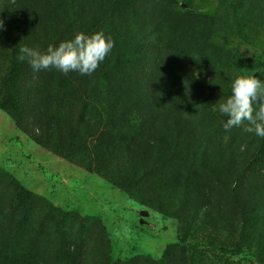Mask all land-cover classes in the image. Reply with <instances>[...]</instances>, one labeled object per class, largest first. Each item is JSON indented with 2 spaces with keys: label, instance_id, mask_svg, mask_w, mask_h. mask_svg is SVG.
<instances>
[{
  "label": "rangeland",
  "instance_id": "374dc122",
  "mask_svg": "<svg viewBox=\"0 0 264 264\" xmlns=\"http://www.w3.org/2000/svg\"><path fill=\"white\" fill-rule=\"evenodd\" d=\"M125 1L116 6V15L98 14L92 24L87 19L91 15L86 14L80 0H63L66 19L49 25L31 19V12L39 17L41 11L33 0L20 1L19 5L17 0H0V19L5 26L0 31V100H4L6 90L17 94L13 108H8V112L0 109V258L4 259L0 264H247L250 253L258 258L255 264H264V214L242 229L240 223L232 221L238 217L233 213V189H237L243 202L250 204L254 195L262 193L259 186L264 185V180L259 178L264 179V168L259 170L256 165L253 170L247 169L242 173L243 183L236 180L230 185L237 175L222 187L209 182L206 198L212 197L214 211L211 210L210 222L203 224L196 215L201 206L179 208L181 198L173 194L176 182L169 177L171 169L159 168L143 182L130 181L123 161V142L132 137L129 133L140 127V122L138 125L129 116L120 119L111 107L113 103L103 105L99 101L118 89L130 92L136 88L120 84L123 79L118 77L122 70L119 63H112L107 72L104 65L110 60L105 58L99 65L102 71L91 75L73 71L75 75H65L55 68L34 72L27 61L17 59L22 46L43 53L50 45L56 47L78 33L103 31L106 35L108 26L120 30L123 22L116 18L119 14L123 21L127 19V23L145 33V14L150 15V3ZM254 2L264 13L261 0H247L237 13L242 34L252 36L253 45L246 44V38L237 31H226L221 37L214 34L210 43L225 46L224 58L234 55L240 63L250 62V67L259 60L258 78L264 81V22L253 27L248 19ZM152 4L158 6L149 16L153 21L166 17L173 22L179 15L205 20L224 13L222 0H162ZM21 15L26 20L24 26L18 23ZM92 25L95 31L86 33ZM57 33V44H52ZM202 35H192L201 39L199 44L187 39L180 46V56L171 69L184 72L189 67L196 78L193 88L206 89L207 102L213 107L222 102L209 83L214 73L222 77L221 81L227 84L223 89L229 92L239 75L229 65V59L201 54L215 48ZM117 36L122 39L120 34ZM136 49L130 45L125 51ZM156 52L161 57L165 55L162 49ZM144 55L151 58L153 52L143 45L138 54L129 56L131 63L148 67L150 61ZM167 101L156 115H163V111L176 119L184 115L181 107ZM190 115L193 114L185 116ZM167 120L172 122L168 117ZM210 124L205 122L206 128ZM43 140L49 142L44 144ZM222 142L224 146H235L238 141L225 137ZM242 147L244 143L241 150ZM235 169L238 170L231 168ZM122 174L126 177L124 187ZM250 188L253 195L248 196ZM218 244L225 253L215 247ZM229 252L240 254L232 257Z\"/></svg>",
  "mask_w": 264,
  "mask_h": 264
},
{
  "label": "trees",
  "instance_id": "16d2710c",
  "mask_svg": "<svg viewBox=\"0 0 264 264\" xmlns=\"http://www.w3.org/2000/svg\"><path fill=\"white\" fill-rule=\"evenodd\" d=\"M20 1L27 3L29 0H17L18 5ZM33 1L41 11L39 17L34 15L37 13L31 12L33 15L31 19L34 17L40 23H48L49 25L60 23V18L66 19L64 17L63 0ZM93 1L80 0L83 3L86 14L91 15L87 19L92 21V24L97 21L98 14L108 17L114 13L117 5L120 6L121 2L122 4L126 3L125 0H121V2H117V0H96V3ZM147 1L150 3V15L145 14V19H147L146 22L148 23L145 33L139 31L135 24L127 23V19L123 21L124 17L121 14L116 17L123 22L121 29L116 30L114 27L108 26L106 32V36L112 37L115 47L106 57V61H110L106 66L104 65V68L109 72L111 71L110 65L112 66V63H116L115 65L119 63L122 70L118 77L123 79L120 84L136 85V88L130 92L124 90L122 92L121 89H118L113 95L105 96L106 98L101 94L103 97L99 101L103 102V105L106 102L109 105L113 103L111 107L120 119H126L129 116L134 117V122L138 125L140 122V127L134 128V132L129 133L132 137L123 142L126 150L123 161L128 170L127 175L131 177L130 181L134 182L139 179V182H143L144 179L156 173L159 168H166L168 171L171 169L172 172H169V177L172 182H176V192L174 191L173 194H179L178 197L181 198L179 208L201 206V209L197 210L196 215L199 218L201 217V220L203 219V224H206L210 222V216L213 215L211 210L214 211L212 208L214 205L211 200L212 197L206 198V194L209 193V182L214 185L217 183L219 187H222L223 184H228L232 176L237 175L230 185L236 180L243 183L241 181V179H244L242 173L247 169L253 170V166L256 165L259 166L257 168L259 170L264 168V138L246 133L243 130V125L225 130L223 128L225 118L218 111L219 104L211 107L207 102L206 89H203L202 86L201 88H193L192 84L195 83L196 78L189 67L185 71L183 70L184 72L172 71L171 67L175 66L174 61L177 55L180 56V46L187 39H192L199 44L201 39L192 37V35L200 36L201 34L203 36L202 34H205L206 38L203 39H208L210 43L214 34L220 36V34L225 35L226 31H237L240 36L246 38V44L253 45L254 38L242 34L237 16V13L247 3V0H222L224 13L205 20H194L195 18L193 17L179 15L176 19H173V22L166 19V17L163 21H153L149 16L154 13V7L158 8V6L155 5L153 7L152 2L156 1V4H158V1L162 0ZM171 1L169 0V3ZM261 2L262 8H264V0H261ZM235 3L239 4L238 7H236ZM97 4H99L98 7ZM252 6L248 19L253 27H258L264 22V13L263 10L258 8L257 3L254 2ZM19 9L23 10L25 8L19 6ZM114 15L116 14L114 13ZM199 17L202 18L203 16ZM25 21L21 15V20L18 23L20 26H24L23 23ZM173 26L176 28L175 31ZM191 26L193 31H190ZM227 26L228 29H226ZM88 27L86 33L95 31L94 25ZM111 29L114 30L110 31ZM211 30L213 31L212 35ZM118 34L122 37L121 40H119ZM57 35L58 33L53 36L52 44H57ZM130 45H135L138 49L132 52L125 51ZM143 45L149 47L153 52L151 58L146 55L143 56L144 59L150 61V65L143 68L135 67V64L131 63L132 58L129 56L138 54L139 48L143 47ZM210 45L215 47L213 51H202L201 54L209 57L212 55L213 58L218 56L219 59H229L228 63L232 69L237 71L236 75H255L257 78L259 77L261 72L259 60L254 61L250 67V62L242 61L240 63L237 61V57H232L234 55H227V58L222 57L225 55V46H217V44L212 43ZM157 49H162V54L164 50L165 55L161 57L156 54ZM139 61L141 64L142 61ZM237 64L238 66H236ZM99 69L102 71L101 67H98L96 71H99ZM73 73L75 75V72ZM221 78L214 73L209 83L214 88L213 90L217 91L215 94L217 93L216 95L221 99L220 101L223 102L230 95V92L227 89H223L227 84L222 82ZM98 79L99 77L96 76V80ZM98 81L97 85H99ZM220 82L222 85H220ZM164 86H169V89H161ZM190 93L191 95H189ZM16 97V92L6 90L3 97L4 100H0V109L7 111L8 108H13L14 104L17 103ZM168 99L171 100V104L174 103L175 107H181L185 111L184 115L178 116L177 119L175 116L171 118L169 112L166 111H163V115L159 113L156 115V110L169 103ZM110 100L112 102H109ZM187 113H192L193 115H190V117L185 116ZM162 116H165V118ZM167 117L172 122L168 121ZM200 121H203L202 124ZM209 121L211 122L210 127L206 128L205 122ZM225 137L228 138V141L237 140L239 143L237 142L235 146H228L227 143L224 146L222 141ZM42 142L47 144L49 141L43 140ZM215 142H218V144L215 145ZM242 143H244V147L241 150ZM161 163L164 164L159 166ZM231 168H238V170L232 171ZM124 176V174L121 175V185L123 187L126 180ZM259 179L264 180L261 177ZM259 187L262 193L254 195L255 199L250 204L243 202L237 189H233V213L237 214L238 217H233L232 221L240 223L241 229L247 227L248 223L257 219L260 214H264V185ZM255 191L257 193L260 191L257 186ZM247 192L248 196L253 195L252 188L248 189ZM159 197H163V195ZM177 203L180 202L178 201ZM220 246L221 244H218L215 247L225 253ZM10 248L14 250V248ZM238 249L239 247H236L235 251ZM232 253L229 252L228 255L233 257L240 254ZM253 255L252 253L249 254L248 257L250 259L247 260V264H255L258 258L254 259ZM2 261L4 259L0 258V262Z\"/></svg>",
  "mask_w": 264,
  "mask_h": 264
},
{
  "label": "clouds",
  "instance_id": "9594fccd",
  "mask_svg": "<svg viewBox=\"0 0 264 264\" xmlns=\"http://www.w3.org/2000/svg\"><path fill=\"white\" fill-rule=\"evenodd\" d=\"M0 19V31L4 30ZM115 47L111 36L103 31L91 35L78 33L74 39L49 46L46 52L22 46L17 59L27 61L34 72L55 68L63 74L78 72L91 75ZM218 111L225 118L223 128L243 125L246 133L264 138V81L252 76H238L230 85V95L219 103Z\"/></svg>",
  "mask_w": 264,
  "mask_h": 264
}]
</instances>
